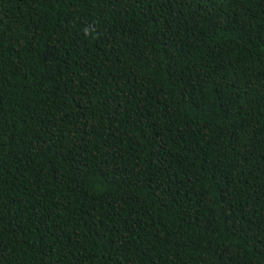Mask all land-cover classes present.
<instances>
[{
  "label": "trees",
  "instance_id": "1",
  "mask_svg": "<svg viewBox=\"0 0 264 264\" xmlns=\"http://www.w3.org/2000/svg\"><path fill=\"white\" fill-rule=\"evenodd\" d=\"M0 264H264V0H0Z\"/></svg>",
  "mask_w": 264,
  "mask_h": 264
}]
</instances>
